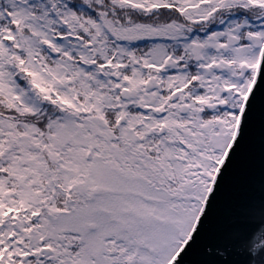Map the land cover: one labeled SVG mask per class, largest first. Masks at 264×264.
I'll return each mask as SVG.
<instances>
[{
    "label": "snow or ice",
    "instance_id": "snow-or-ice-1",
    "mask_svg": "<svg viewBox=\"0 0 264 264\" xmlns=\"http://www.w3.org/2000/svg\"><path fill=\"white\" fill-rule=\"evenodd\" d=\"M0 264H264V0H0Z\"/></svg>",
    "mask_w": 264,
    "mask_h": 264
}]
</instances>
